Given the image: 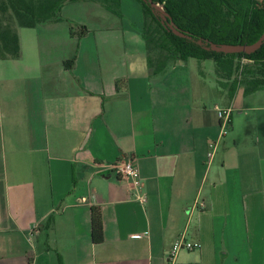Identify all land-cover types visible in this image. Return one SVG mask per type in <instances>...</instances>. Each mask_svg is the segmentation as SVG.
<instances>
[{
  "label": "crops",
  "instance_id": "0c3cea01",
  "mask_svg": "<svg viewBox=\"0 0 264 264\" xmlns=\"http://www.w3.org/2000/svg\"><path fill=\"white\" fill-rule=\"evenodd\" d=\"M143 23L17 27L19 57L0 60V264H169L181 237L201 246L173 264H264V89L211 106L182 63L154 76ZM215 106L232 109L220 140ZM128 160L138 191L112 170Z\"/></svg>",
  "mask_w": 264,
  "mask_h": 264
},
{
  "label": "trees",
  "instance_id": "16d2710c",
  "mask_svg": "<svg viewBox=\"0 0 264 264\" xmlns=\"http://www.w3.org/2000/svg\"><path fill=\"white\" fill-rule=\"evenodd\" d=\"M144 19L141 30L147 51L153 48L164 52L162 60L154 63L149 54L148 67L152 74L165 72L176 60L212 61L219 80L227 83V97L231 100L236 88L244 83V94L264 89V43L247 55L214 52L211 45H251L264 33V0H151L161 6L159 11L148 0H136ZM76 0H0V60L16 59L20 54L17 27L33 28L64 22L61 9ZM185 34L175 35L166 27L169 20ZM71 36L81 38L89 32L83 24L66 22ZM73 55L65 64H73ZM247 61L243 63V61ZM53 216L47 225L53 223ZM91 240L103 242L102 216L99 208L90 209Z\"/></svg>",
  "mask_w": 264,
  "mask_h": 264
},
{
  "label": "rangeland",
  "instance_id": "374dc122",
  "mask_svg": "<svg viewBox=\"0 0 264 264\" xmlns=\"http://www.w3.org/2000/svg\"><path fill=\"white\" fill-rule=\"evenodd\" d=\"M133 1L136 3L139 10H135L136 8L133 6V2H128V0L124 2H121V0H76V2L66 4V6L61 9L60 15L64 22L72 23L73 29L76 32H78L76 24L86 25L93 30L102 29L103 26L108 25L113 28L131 25L134 29L141 22L142 12L139 3L136 0ZM159 7L162 9L161 6ZM138 11L140 12V17H138V15L136 16ZM157 13L160 14L159 11ZM137 28H139L141 33L142 28ZM148 47V52L154 63L163 59L164 52L153 48L152 44ZM174 63H182L183 67L188 69L189 82L191 83V89L194 87V95H197L199 91L202 90V97L204 96L206 103L211 106L215 101L214 99L218 97L216 93L219 91L218 89L222 91L223 87L227 88L228 86L226 82L219 80V77H217L215 66L212 61H198L194 59H188L187 61L176 60L170 62L168 66ZM240 86L245 87V84L241 83ZM195 100H197V98ZM216 101L218 102V100Z\"/></svg>",
  "mask_w": 264,
  "mask_h": 264
},
{
  "label": "built area",
  "instance_id": "2783aa9c",
  "mask_svg": "<svg viewBox=\"0 0 264 264\" xmlns=\"http://www.w3.org/2000/svg\"><path fill=\"white\" fill-rule=\"evenodd\" d=\"M247 61H243L245 63ZM214 111L216 113V116L219 121L220 131H219V137L220 140L222 137L226 136L228 133V130L230 128V116L232 113L231 107L226 108H219L217 106L214 107ZM218 140L215 142H212L209 144V150L207 153L208 161L209 163L213 160L216 149H217ZM113 172L116 174L117 177L125 180H129L132 184V187L138 191L141 188V179L139 176V172L137 167L134 165V163L131 160H128L126 162H116L112 166ZM135 202L143 205L145 203V198L141 194H137L135 196ZM195 206L197 208L204 209L205 204L201 201L196 202ZM139 235H133V237H138ZM200 243L198 242H190L184 240L182 237L173 242V244L170 247V250L168 252L167 261L169 264H173L177 255L181 251H194L200 248Z\"/></svg>",
  "mask_w": 264,
  "mask_h": 264
},
{
  "label": "water",
  "instance_id": "95a60500",
  "mask_svg": "<svg viewBox=\"0 0 264 264\" xmlns=\"http://www.w3.org/2000/svg\"><path fill=\"white\" fill-rule=\"evenodd\" d=\"M148 1L152 5V7L156 8L158 11H162V9L158 5L152 3L151 0H148ZM163 18L165 19L167 18L169 20L167 28L171 30L175 35L179 37L185 36L184 33L178 31L176 27L172 25V21L169 19L167 15H164ZM262 43H264V33H262L261 37L255 43L251 45H230V44L215 45V44H212L211 49L214 52H220L224 54L244 53V54L250 55L254 53L255 51H257L261 47Z\"/></svg>",
  "mask_w": 264,
  "mask_h": 264
}]
</instances>
